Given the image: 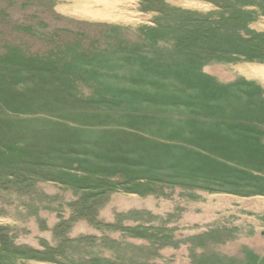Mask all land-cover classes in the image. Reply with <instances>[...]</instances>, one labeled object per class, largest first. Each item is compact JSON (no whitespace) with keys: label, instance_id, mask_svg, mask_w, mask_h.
<instances>
[{"label":"rangeland","instance_id":"1","mask_svg":"<svg viewBox=\"0 0 264 264\" xmlns=\"http://www.w3.org/2000/svg\"><path fill=\"white\" fill-rule=\"evenodd\" d=\"M66 2L0 0V264H264L261 204L216 188L234 169L152 81L181 100L197 63L137 58L175 33L195 59L264 63V0Z\"/></svg>","mask_w":264,"mask_h":264},{"label":"crops","instance_id":"2","mask_svg":"<svg viewBox=\"0 0 264 264\" xmlns=\"http://www.w3.org/2000/svg\"><path fill=\"white\" fill-rule=\"evenodd\" d=\"M41 1L52 5L55 9L71 4L66 2L67 0ZM25 6L28 7V5ZM34 19L31 16L20 20L17 23L25 26L17 27L15 31L19 34H26L25 37L28 38L35 32ZM58 20L59 18L55 21ZM48 22L43 21L42 27ZM138 30L135 31V34L144 33L140 31L141 28ZM177 36L175 33H170L169 35L164 34L160 38L155 37L152 50L143 49V54L138 53L137 55L138 61H142L145 63L144 65L154 63V68L169 63L173 66L171 69L175 74L178 70L188 72L190 63H197V80L182 85L184 87L181 89H185L186 95L181 100L178 98V90H173L179 87L176 80H161L154 76L152 81L154 83L163 82L165 86L171 88L172 103L174 104L170 107L171 119L176 123L175 130L178 135L180 133V135H186L188 139L192 138L193 140L198 138L199 142L197 143L203 146L201 151L217 152L218 157L212 156L213 159L222 166L234 169L233 182L231 181L224 187H220L221 184L217 183L216 188L220 191H228L229 194H234L235 198L241 200H253L261 204L263 209L264 63L233 62L202 55L195 59L188 53L186 47H177ZM127 61L129 60H125V62ZM187 81H191V79ZM165 129L170 135L174 131L172 126ZM193 129L196 131L194 132ZM198 134L201 136H195ZM240 169L241 171H239ZM221 179L223 178H219V180ZM261 207L256 210L261 211L259 213L262 214L264 209L262 211ZM240 228L242 229V227ZM258 230L260 233L264 232L262 228H258ZM239 237L237 235V241L240 243ZM255 241L258 242L257 239Z\"/></svg>","mask_w":264,"mask_h":264},{"label":"bare ground","instance_id":"3","mask_svg":"<svg viewBox=\"0 0 264 264\" xmlns=\"http://www.w3.org/2000/svg\"><path fill=\"white\" fill-rule=\"evenodd\" d=\"M104 12H105L106 14H110V15L113 16V14H112L113 12H108V11H105V10H104Z\"/></svg>","mask_w":264,"mask_h":264}]
</instances>
